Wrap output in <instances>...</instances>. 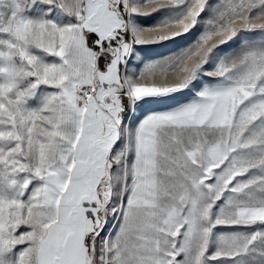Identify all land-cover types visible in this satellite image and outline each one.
Segmentation results:
<instances>
[{
  "label": "snow or ice",
  "instance_id": "snow-or-ice-1",
  "mask_svg": "<svg viewBox=\"0 0 264 264\" xmlns=\"http://www.w3.org/2000/svg\"><path fill=\"white\" fill-rule=\"evenodd\" d=\"M0 264H264V0H0Z\"/></svg>",
  "mask_w": 264,
  "mask_h": 264
}]
</instances>
